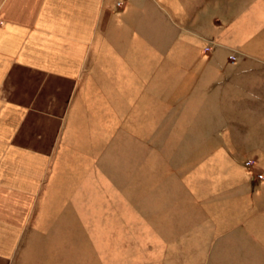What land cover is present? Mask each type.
<instances>
[{"label":"rangeland","instance_id":"374dc122","mask_svg":"<svg viewBox=\"0 0 264 264\" xmlns=\"http://www.w3.org/2000/svg\"><path fill=\"white\" fill-rule=\"evenodd\" d=\"M157 2L166 25L128 46L120 92L94 76L74 94L7 78L9 264H264V121L250 102L264 0Z\"/></svg>","mask_w":264,"mask_h":264},{"label":"crops","instance_id":"0c3cea01","mask_svg":"<svg viewBox=\"0 0 264 264\" xmlns=\"http://www.w3.org/2000/svg\"><path fill=\"white\" fill-rule=\"evenodd\" d=\"M157 1L147 0L150 5H143L141 0H0V97L16 70L45 78L43 85L51 93H80L83 76L98 77L97 92H120V77H128V46L133 50V46L154 44L143 31L166 25L164 7ZM117 2L123 5L118 7ZM201 61L199 68H207L206 59ZM89 62L94 63L90 66ZM252 83L253 116L264 121V76L255 74ZM229 103L237 107L247 102ZM255 123L260 134L264 124L257 119ZM12 153L4 149L1 156ZM3 167L7 173V165ZM5 185L0 181V220L9 211ZM9 263L5 243L0 245V264Z\"/></svg>","mask_w":264,"mask_h":264}]
</instances>
